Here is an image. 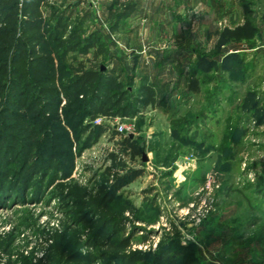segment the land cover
<instances>
[{
  "label": "rangeland",
  "instance_id": "1",
  "mask_svg": "<svg viewBox=\"0 0 264 264\" xmlns=\"http://www.w3.org/2000/svg\"><path fill=\"white\" fill-rule=\"evenodd\" d=\"M15 2L0 22V122L13 80L58 85L80 62L114 74L133 94L151 84L155 102L96 121L108 129L88 146L82 98L67 112L63 96L47 108L36 158L51 164L0 200V247L10 242L0 264H82L68 261L74 252L89 254L88 264H121L141 252L146 259L136 264H145L158 249L177 251L174 264H264V0ZM128 4L133 10L119 19ZM61 15L65 30L52 35ZM25 18L38 19L42 41L23 32ZM32 47L47 57L36 70ZM124 137L140 153L108 173ZM132 170L140 175L112 200L98 199ZM107 221L109 239L127 238L126 249L97 240Z\"/></svg>",
  "mask_w": 264,
  "mask_h": 264
},
{
  "label": "trees",
  "instance_id": "2",
  "mask_svg": "<svg viewBox=\"0 0 264 264\" xmlns=\"http://www.w3.org/2000/svg\"><path fill=\"white\" fill-rule=\"evenodd\" d=\"M115 1L118 2V0ZM15 7V0L10 2H2L0 0V22H5L7 15L12 13ZM132 10L133 4L124 5L119 19L127 16ZM64 22V17L62 15L59 16L53 29H51L52 35L59 36L64 32ZM21 28L23 32L29 34L28 38L32 43L34 42L33 40H36V42L42 41L40 37L36 36L37 32L43 29L38 19H22ZM72 33H75L74 30ZM94 42L95 38H88L85 45L80 48L81 52L87 53V50L94 45ZM58 43L57 48L63 45V41L59 40ZM29 51L30 54L28 55L32 57L29 59L28 56V61L30 60V65L33 66L32 69L36 70L46 60V54L42 56L36 55L33 47ZM59 56H62V53ZM2 65L0 63V71L3 68ZM61 81L58 85L50 77L37 79L36 82H32L27 78L12 81L11 90L6 99V108L3 110V119L0 122V200L6 195L13 193L19 183L22 186H26L32 175L42 172L51 164L50 159L44 163L37 160L36 151L42 135L40 123L43 119V113L60 97L63 96V110L65 112L75 106L78 97L82 98L80 100L82 111L90 119V123L81 128V132L87 133V146L108 129L107 126L96 122L97 118L114 119L116 117L134 116L139 112L140 107L152 105L155 102V91L151 84L138 87L133 94L132 91L125 87L124 82L114 74H109L96 68L86 69L82 62L78 64L73 76ZM188 87L193 92H197V80L191 79ZM84 95L86 96L84 97ZM28 114L32 116L28 117ZM116 144L118 145V151L109 154L111 165L106 168L108 173L114 168H126L125 156H129L132 160L140 153L138 144L130 137H124ZM13 162L19 163V170L11 173L8 165ZM139 175V170H132L116 178L115 181L111 182L109 189L103 196L99 194L98 199L101 198L100 201L102 203L112 200L120 187ZM105 181L110 182L108 178ZM101 191L103 192V190ZM88 219L89 216L85 215L80 220L88 223ZM108 226L109 222L107 221L99 229L96 235L97 240H105L104 243L116 250L122 251L126 249L129 245L128 239L110 240L107 235ZM118 229L120 230L121 228ZM118 229L114 230L113 235H116L119 231ZM70 244L67 241L63 249L67 250ZM0 248L6 254H10V242L1 243ZM176 255L177 251L171 252L158 249L150 262L145 264H174ZM144 259H146L145 254L135 252L129 256L123 255L121 264H136L137 261ZM92 260L93 258L89 254L81 255L74 252L68 255L69 262L88 264ZM7 264H11V262L8 261Z\"/></svg>",
  "mask_w": 264,
  "mask_h": 264
},
{
  "label": "built area",
  "instance_id": "3",
  "mask_svg": "<svg viewBox=\"0 0 264 264\" xmlns=\"http://www.w3.org/2000/svg\"><path fill=\"white\" fill-rule=\"evenodd\" d=\"M100 120H101V118H97L95 121H100ZM117 130L122 131V127L121 126L117 127Z\"/></svg>",
  "mask_w": 264,
  "mask_h": 264
},
{
  "label": "water",
  "instance_id": "4",
  "mask_svg": "<svg viewBox=\"0 0 264 264\" xmlns=\"http://www.w3.org/2000/svg\"><path fill=\"white\" fill-rule=\"evenodd\" d=\"M142 155H143V160H145V153H142Z\"/></svg>",
  "mask_w": 264,
  "mask_h": 264
}]
</instances>
